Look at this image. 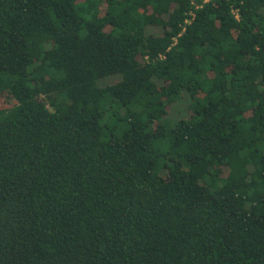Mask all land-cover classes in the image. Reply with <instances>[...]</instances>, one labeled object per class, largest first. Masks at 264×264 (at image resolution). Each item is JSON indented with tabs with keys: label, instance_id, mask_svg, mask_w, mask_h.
I'll return each instance as SVG.
<instances>
[{
	"label": "trees",
	"instance_id": "1",
	"mask_svg": "<svg viewBox=\"0 0 264 264\" xmlns=\"http://www.w3.org/2000/svg\"><path fill=\"white\" fill-rule=\"evenodd\" d=\"M0 264H264V0H0Z\"/></svg>",
	"mask_w": 264,
	"mask_h": 264
},
{
	"label": "built area",
	"instance_id": "2",
	"mask_svg": "<svg viewBox=\"0 0 264 264\" xmlns=\"http://www.w3.org/2000/svg\"><path fill=\"white\" fill-rule=\"evenodd\" d=\"M205 1H209V0H205ZM197 8H198V6H197ZM234 14H236V11H234ZM191 15L194 16V14H191ZM236 17L238 18V15L237 14H236Z\"/></svg>",
	"mask_w": 264,
	"mask_h": 264
}]
</instances>
